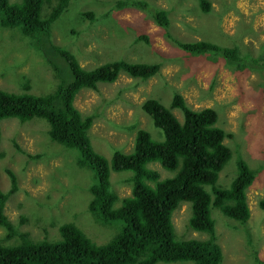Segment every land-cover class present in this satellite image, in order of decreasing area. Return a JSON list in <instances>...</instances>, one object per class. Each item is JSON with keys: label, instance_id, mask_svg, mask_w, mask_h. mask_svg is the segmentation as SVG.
<instances>
[{"label": "rangeland", "instance_id": "374dc122", "mask_svg": "<svg viewBox=\"0 0 264 264\" xmlns=\"http://www.w3.org/2000/svg\"><path fill=\"white\" fill-rule=\"evenodd\" d=\"M108 1L70 0L52 23V41L73 52L86 68L121 58L137 62L154 60L161 66L157 74L147 79L122 71L112 82H98L96 89L83 87L76 93L73 102L81 114H95L89 130L92 146L109 160L112 146L122 152L132 151V136L138 129L146 130L155 141L163 140L160 128L140 108L147 97L169 107L177 90L192 109L213 107L217 112L216 124L224 130L223 143L231 151L218 172L216 185H230L237 175L238 158L254 171V179L246 189L250 210L246 222L239 223L215 207L211 210L216 240L222 251L221 264H264V210L258 206L264 190V60L259 58L260 54L264 55V0H145L152 7L167 10L168 29L136 7L106 16L104 13L112 5ZM86 10L96 14L90 24L81 18V12ZM112 19L114 24L109 23ZM75 30L79 33L75 34ZM127 32L137 36L146 33L149 45L125 44ZM171 37L184 41L207 39L236 46L239 54L248 53L259 62L252 68L234 70L221 58L193 56L182 51ZM27 42L25 36L0 23V88L21 91L28 79L34 93H45L53 86V74L44 65L41 53L36 50L37 54L32 53L26 47ZM170 111L182 121L178 108ZM0 129L1 190L10 186L6 169L17 179V188L7 198L4 213L18 229L27 231L33 239L44 236L53 239L59 235L57 225L46 221L55 219L58 224L69 220L98 244L120 230V221L100 224L94 220L87 205L88 187L94 182L92 171L76 162L72 149L50 139L45 120L34 117L20 122L8 117L0 121ZM37 154L38 157H30ZM146 166L156 170L160 179L173 175V171L157 161ZM131 174L128 170H110V187L120 197L130 193L127 177ZM189 205L182 202L172 213L175 237L205 239L206 232L185 225ZM20 215L26 217L22 223L18 222ZM34 217L35 224L31 221ZM41 219L45 223L41 224ZM3 233L0 227V236ZM257 257L263 262H258Z\"/></svg>", "mask_w": 264, "mask_h": 264}, {"label": "trees", "instance_id": "16d2710c", "mask_svg": "<svg viewBox=\"0 0 264 264\" xmlns=\"http://www.w3.org/2000/svg\"><path fill=\"white\" fill-rule=\"evenodd\" d=\"M69 1L0 0L1 25L25 36L28 39L26 47L32 53H41L44 65L54 78L53 86L41 94L30 89L28 79L22 84L21 91L0 88V121L8 117H15L20 122L34 117L45 120L50 139L72 149L76 162L92 171L94 182L88 187L90 199L87 205L94 220L100 224L120 221L121 228L108 241L98 244L76 224L67 222L69 220L57 224L55 219H41V224L45 221L56 224L59 235L53 239L47 236L31 238L4 213L7 198L17 188L15 174L6 169L10 186L5 191L0 188V227L4 229L0 236V264H155L157 261L185 260L193 264H221L222 251L216 240L211 210L217 208L239 223L246 222L250 217L246 189L254 179V171L238 158L237 175L230 185H216L218 172L231 155L229 147L223 143L224 130L216 124L217 112L210 106L192 109L177 90H173L169 107L154 97H147L140 104L153 125L162 131L163 140L155 141L146 130L138 129L132 136V151H129L131 147L129 152H122L112 146L109 160L96 151L89 136L95 114H81L73 102L76 93L83 87L96 89L98 82H112L122 71L132 77L147 79L159 72L161 63L121 58L91 68L83 67L73 52L51 39L52 23L68 7ZM108 4L112 5L104 13L106 16L126 7H136L168 29L167 10L152 7L145 0H115L114 3L110 0ZM81 14L82 20L89 24L96 16L88 10ZM109 23L114 24L115 19ZM126 34L125 44L142 42L149 45L144 32L138 36ZM171 38L182 51L193 56L204 54L207 58H221L234 70L252 68L259 62L248 53L239 54L236 46L207 39ZM259 58L264 60V55L260 54ZM171 108L182 112V121L173 115ZM151 161L173 171V175L160 179L156 170L146 166ZM111 169L132 172L127 177L131 185L128 195L120 197L111 189ZM182 202L190 203L191 214L186 218V227L206 232L205 239L175 237L172 213ZM258 206L264 210V190ZM25 219L20 215L18 222ZM31 221L35 224V217ZM256 260L263 262L258 257Z\"/></svg>", "mask_w": 264, "mask_h": 264}]
</instances>
